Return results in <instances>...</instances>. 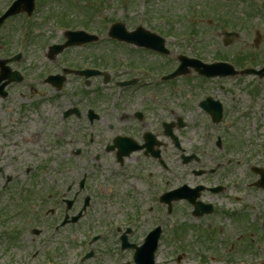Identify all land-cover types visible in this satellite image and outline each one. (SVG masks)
Masks as SVG:
<instances>
[{"label":"flooded vegetation","instance_id":"obj_1","mask_svg":"<svg viewBox=\"0 0 264 264\" xmlns=\"http://www.w3.org/2000/svg\"><path fill=\"white\" fill-rule=\"evenodd\" d=\"M185 1L184 6L177 3L170 31L137 13L134 23L125 25L129 33L142 29L163 37L165 43L157 42L166 55L100 38L102 30L90 22L93 14L86 13L87 18H80L87 19L85 30L97 34L98 43L52 53L53 46L67 42L57 29L61 41L42 46L53 69L42 67L41 74L30 76L22 63L25 50L33 46L34 25L24 17L26 23L10 30L17 45L25 41L24 51L16 66L7 64L20 75L0 87V100H9L13 88L22 100L26 94L21 87L41 80L57 94L49 99L56 107L45 112L37 104L1 108L7 118L0 115V151L12 166H0L5 179L0 192L11 193L8 208L13 212L0 213V237L8 251H17L19 237L31 244L22 264H34L31 257L47 252L65 228L79 225H86L83 238L99 264H133L155 234L156 256L166 241L173 246V257L183 254L190 264H264V141L259 140L264 123H254L260 117V79L236 75L264 66V0H233L231 7L222 0L203 5ZM209 17L214 28L207 35L216 38L197 43L206 31L194 24ZM226 33L232 36L227 39ZM101 49L108 56L98 55ZM183 57L190 61H183L188 68L179 71ZM195 62L229 63L233 69L226 70L229 76L211 75ZM166 64L172 68L164 73ZM175 72L179 74L173 76ZM70 81L78 84L72 93L67 91ZM244 81L252 88L244 87ZM179 89L185 93V110ZM23 155L28 160L22 161ZM111 210L121 214L112 216ZM45 211L47 216L59 213L49 228L42 225ZM98 216L102 222H96ZM20 217L31 228L15 225ZM102 241L114 244L116 258L103 260L95 245ZM123 241L130 246L122 249Z\"/></svg>","mask_w":264,"mask_h":264},{"label":"rangeland","instance_id":"obj_2","mask_svg":"<svg viewBox=\"0 0 264 264\" xmlns=\"http://www.w3.org/2000/svg\"><path fill=\"white\" fill-rule=\"evenodd\" d=\"M212 3L213 0H202V2H195L193 0H190V3L195 5H203L204 3ZM9 3V0H0V12L4 9V7ZM145 3V7L143 4ZM178 5H185L187 2L185 0H36V9L35 12L37 13L36 17L33 18V25H34V36H33V46L29 48V61H25L23 65H26V70L28 71V74L30 76L39 75L41 74L42 67L46 68L48 70H52L53 66L48 65V61L46 58H44L45 49L43 46V42L45 40H49V42L52 41V43H57L61 41L62 37L61 34L58 32H55L53 30L54 26L48 25V22L44 20L45 17L53 16L57 19V15L59 13L66 12L68 13V17H71V20L79 19L80 17L87 18L86 10H97L91 15L89 18L90 22L96 24L97 30H102L103 37L106 39V31L108 30V24L113 22H122L125 25H132L134 23V18H136L137 13L143 14L145 12H150L154 19H161L165 18L167 19V25L161 24L160 29L161 30H171L174 27V23L176 22L175 19V13L176 8ZM222 3H228V5L231 7L233 5V0H222ZM229 9V8H228ZM83 11L84 14L81 12ZM179 15V11H178ZM90 16V15H89ZM35 20V22H34ZM42 20L41 23H38ZM22 22L26 23L24 16L16 17L14 19H11L7 21V23L4 25L3 29L0 30V39H3V43L0 44V53L3 51H9L10 53L15 52L16 49V41H17V35L14 33L13 35L10 33V30L15 29V27H20ZM52 22V21H49ZM53 24H57L56 21L53 20ZM214 21L212 17L207 18V21L200 22L194 24L196 27H198L200 30H202V33L204 30L206 31L205 35L197 36V43H205L204 37L213 40L216 37L208 36L207 33L209 30H212L214 26ZM216 27L217 29L222 32V27L217 23L216 21ZM227 28V27H224ZM231 29L227 28V31H230ZM10 42V43H9ZM107 41L104 42V44ZM236 43H239L238 41H235ZM106 49V48H105ZM263 48H261L262 50ZM104 49H101L98 53V55H105L100 54L102 53ZM263 51V50H262ZM261 51V52H262ZM260 52V53H261ZM206 56H209L211 54V51H206ZM228 55H231L230 52H227ZM264 54V52H263ZM108 56V55H105ZM264 59V57H262ZM44 65V66H43ZM13 67V65H10ZM172 66L165 65L163 67L164 73L170 71ZM250 80V79H249ZM181 81V80H180ZM179 81V82H180ZM244 81L243 86L246 88L251 89L252 87L247 84ZM76 81H70L67 86V91L69 93H72L75 91V88L77 87ZM182 86V85H181ZM258 84L254 85V88L256 89ZM260 94H259V100L256 105V110L260 113V117L256 118V121L254 123L261 120V123H264V80L260 82ZM163 91L168 90V85L165 83L162 85ZM26 94V97L22 100L18 98L16 95L17 89L13 88L12 93L14 95L11 96V98L7 101L0 100V115L4 117V119L7 118L6 113L7 111H2L3 109H15L19 107H25V108H33V104H37L41 109L48 110L50 108L56 107L55 102H50L49 99L55 97L57 94L55 91L51 88V86L44 83L43 80L39 81L38 83L32 84V85H26L21 87L19 90ZM179 98H180V104H181V110H185L186 100H185V93H183V90L179 89L177 91ZM243 96L246 98L248 92L246 90L243 91ZM16 95V97H15ZM245 107V106H242ZM16 110V109H15ZM33 113H37L36 111ZM248 123L247 121L242 122L239 125V129L243 130V125ZM251 123V121H250ZM263 138L259 137L260 141H264V129L261 132ZM21 160H28L27 155H23L21 157ZM7 164L9 166H12L11 163H7V155H1L0 151V166L7 167ZM13 168V167H12ZM12 171V169H7L6 172ZM5 179L0 178V187ZM10 187V186H9ZM11 193L8 195L6 192L1 193L0 192V213L4 215H10L13 210L8 208V198L10 197ZM12 200V195H11ZM2 205L5 207L6 210H2ZM94 214V213H93ZM92 214V215H93ZM110 214L112 216H119L121 214L120 211L117 210H111ZM101 215V214H99ZM32 215L24 216L29 218ZM50 216V217H48ZM47 216V212H43L42 214V225L43 227L49 228L50 224L57 220L59 217V213L56 212L54 215L49 214ZM24 217H20L15 221V225H21L23 229L28 230L31 228L27 225L26 219ZM96 219L102 222L103 219L98 216ZM19 221V222H18ZM19 223V224H18ZM86 228V225H79V226H71L65 228L60 235H58L53 243L51 244L50 248L47 247V252H42L41 257L49 258L52 262V264H79L77 262L79 251L82 243L85 241L83 238V230ZM24 235H26V232H22ZM43 236V235H42ZM41 236V237H42ZM43 238L39 240L38 243H36L34 246L37 247ZM16 242H20L19 248H17V251H8V245L6 243V240L0 237V260L4 264H20L21 260L25 261L28 259V256L32 250L29 252L25 251V247L27 245V242L25 241L24 237H19ZM96 247L99 249L100 256L103 257V260H107L108 258H116V252L113 248H115L114 244L112 243H106V242H100L98 244H95ZM189 245V239H187L186 247ZM34 247V248H35ZM33 248V249H34ZM161 258L162 261L166 258L172 257L173 253V246L167 245L164 246L162 249ZM39 257L35 260L34 264H39ZM84 264H99V259L95 256L87 261L84 262ZM101 264H107V262H103ZM181 264H190V260L188 258H184L181 261Z\"/></svg>","mask_w":264,"mask_h":264}]
</instances>
